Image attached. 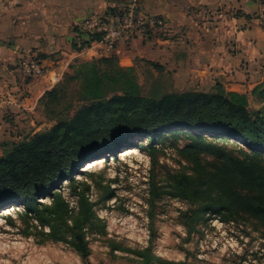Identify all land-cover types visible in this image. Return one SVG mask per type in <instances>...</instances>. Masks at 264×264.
Masks as SVG:
<instances>
[{
	"label": "rangeland",
	"instance_id": "obj_1",
	"mask_svg": "<svg viewBox=\"0 0 264 264\" xmlns=\"http://www.w3.org/2000/svg\"><path fill=\"white\" fill-rule=\"evenodd\" d=\"M20 58L23 72L34 76L24 69V63L30 59L39 62V56ZM97 59L70 63L55 84L62 87L57 98L47 101L44 93L31 116L0 111V154L13 142L46 131L56 120L70 115L89 97L95 83L106 95L127 87V79L148 97L188 92L195 83L200 86L194 89L205 90L200 92H235L226 91L209 75L188 79L177 64L154 63L138 55L122 62L128 65L116 58L108 64ZM263 67L258 63L254 70ZM46 69L44 66V73ZM262 88L264 80L248 94L236 93L244 95L248 109L264 113ZM195 139L264 167V153H253L225 135L169 128L153 136L134 137L118 149L86 160L73 175L75 183H87L85 195L96 216L92 229L86 230L89 253L85 258L67 240H54L50 227L40 224L33 213L26 215V207L8 204L0 207V264H93L89 259L97 252L106 255L101 262L107 264H264V222L229 210L223 214L203 212L206 197H186L179 190L176 178L200 169L186 151ZM127 149L131 151L124 153ZM197 156L200 163L213 170L208 163L215 162V156L209 150H201ZM152 173L154 189L150 184ZM55 191L68 204L70 216L76 214L78 196L69 179ZM38 200L51 203L50 196ZM67 222L71 224V217ZM137 252H144V256ZM103 258L108 260L103 262Z\"/></svg>",
	"mask_w": 264,
	"mask_h": 264
},
{
	"label": "trees",
	"instance_id": "obj_2",
	"mask_svg": "<svg viewBox=\"0 0 264 264\" xmlns=\"http://www.w3.org/2000/svg\"><path fill=\"white\" fill-rule=\"evenodd\" d=\"M121 9L111 7L107 14ZM92 39L99 36L80 38L76 49L88 46ZM114 58L102 56L97 61L108 64ZM126 84L120 92L106 95L95 83L89 97L70 115L59 118L46 131L13 142L0 154V207L23 205L26 215L33 213L40 224L50 227L54 240H67L83 258L89 253L86 230L92 229L96 216L85 195L87 183H75L73 175L86 160L118 149L134 137L153 136L169 128L225 135L253 153H264V113L248 109L244 95L219 90L148 97L138 92L132 80L127 79ZM61 91L62 87L53 86L45 92L46 100L56 99ZM260 95L264 96V88ZM201 150L215 156V162L208 163L213 170L200 163L197 153ZM186 151L200 169L176 178L184 196L206 197L203 212L223 214L229 210L264 222V167L259 162L232 156L196 139ZM66 179L78 196L79 208L72 216L68 204L55 191ZM150 179L154 189L153 173ZM44 196L51 197L50 204L38 200ZM69 217L71 224L67 222ZM137 253L144 256V252Z\"/></svg>",
	"mask_w": 264,
	"mask_h": 264
},
{
	"label": "crops",
	"instance_id": "obj_3",
	"mask_svg": "<svg viewBox=\"0 0 264 264\" xmlns=\"http://www.w3.org/2000/svg\"><path fill=\"white\" fill-rule=\"evenodd\" d=\"M128 1L0 0V111L31 116L40 97L70 63L102 56H114L123 65L130 64L122 62L134 55L177 64L188 79L209 75L226 91L246 94L264 80V67L254 70L258 63L264 64V29L253 0H138L145 12L163 19L161 27L119 42L112 53L104 52L98 42L76 49L80 38L86 37L88 17L105 15ZM30 55L39 56L47 68L41 76H29L21 69L20 57ZM199 86L195 83L194 88ZM194 88L189 91H205ZM97 253L89 262L107 264L101 262L106 255Z\"/></svg>",
	"mask_w": 264,
	"mask_h": 264
},
{
	"label": "built area",
	"instance_id": "obj_4",
	"mask_svg": "<svg viewBox=\"0 0 264 264\" xmlns=\"http://www.w3.org/2000/svg\"><path fill=\"white\" fill-rule=\"evenodd\" d=\"M259 7L256 12L261 27L264 29V0H253ZM163 19L145 12L138 0H129L121 10L105 15L88 17L84 22L85 38H94L91 42H98L106 53H112L119 42H127L137 37L145 36L150 29L161 27ZM24 69L34 76L44 73V66L37 60L30 59L24 63Z\"/></svg>",
	"mask_w": 264,
	"mask_h": 264
},
{
	"label": "bare ground",
	"instance_id": "obj_5",
	"mask_svg": "<svg viewBox=\"0 0 264 264\" xmlns=\"http://www.w3.org/2000/svg\"><path fill=\"white\" fill-rule=\"evenodd\" d=\"M131 149V148H130ZM130 149H127L126 151H124V153H128L130 152L131 150ZM133 152V151H132ZM97 162H95L94 164H96Z\"/></svg>",
	"mask_w": 264,
	"mask_h": 264
}]
</instances>
